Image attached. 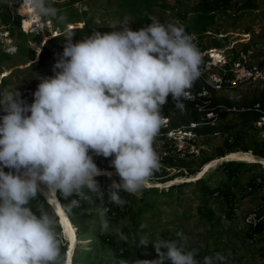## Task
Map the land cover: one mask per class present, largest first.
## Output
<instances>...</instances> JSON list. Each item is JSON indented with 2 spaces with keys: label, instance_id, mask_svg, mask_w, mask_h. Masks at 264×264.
Wrapping results in <instances>:
<instances>
[{
  "label": "clouds",
  "instance_id": "obj_1",
  "mask_svg": "<svg viewBox=\"0 0 264 264\" xmlns=\"http://www.w3.org/2000/svg\"><path fill=\"white\" fill-rule=\"evenodd\" d=\"M3 3L20 15L30 9V19L40 28L45 18L58 13L54 0ZM149 19L151 23L138 30L125 20L119 29L94 30L78 42H73L69 25L54 75L39 77L33 103L22 99L18 89L0 93V110L6 113L0 117V264L60 261L54 214L31 206L38 193L50 201L59 192L69 201L68 210L98 195L102 204L97 211L103 229H108L109 208L103 206L96 178H111L113 173L102 171L93 154L114 156L111 165L120 181L113 180L108 197L118 206L127 202L121 190L137 193L159 169L153 144L165 122L163 106L171 96L176 107L184 109L182 98L201 76L202 54L184 24ZM176 235L179 240L153 243L158 259L135 264H228L220 252L198 260L199 249L188 250L187 238Z\"/></svg>",
  "mask_w": 264,
  "mask_h": 264
},
{
  "label": "rangeland",
  "instance_id": "obj_2",
  "mask_svg": "<svg viewBox=\"0 0 264 264\" xmlns=\"http://www.w3.org/2000/svg\"><path fill=\"white\" fill-rule=\"evenodd\" d=\"M61 1L63 0H59L58 3ZM169 2L173 9L162 11L160 8H156L154 17L158 18L162 23L177 22L176 9L179 5L190 7L188 3L182 1L179 3L178 0H170ZM257 3L264 8V0H257ZM116 5L117 0H80L74 5L73 20L65 25V29L69 25L73 29H75V26L81 28L89 18H92L95 26L94 30L101 32L119 29L125 20L129 22L133 30H138L139 27L133 19L120 18L114 15ZM7 11L13 20L19 15L20 24L23 28L27 16L17 14L15 8L8 7ZM105 11L107 12V17L105 16ZM82 12H87V15L82 14ZM256 14L253 13V17ZM55 18L53 17L54 20L52 21L45 20V27L43 28L35 24L32 25L24 32L25 35H20L19 31L13 34L11 31L14 29H9L8 31L7 25L0 21V65L3 71L11 68L14 72L11 75L7 90L14 91L18 89L19 91L25 87L37 90L40 83L39 77L52 74L51 68L37 70L30 65L33 57H35L37 62V55L40 53L39 46H43L46 39L54 31L63 29L64 21H56ZM222 19V33L228 35L226 40L222 41L224 46L236 43L237 48H239L241 44H246L243 41L246 34H238L236 32H242L240 30L250 26L249 22L251 21L243 20L236 25H231L230 20L228 21L224 17ZM252 27L254 32L251 35L252 39L250 42H257V45H255L256 50L261 49L264 52V18L255 20ZM219 40H222V38H219ZM13 45H18L17 52H14ZM60 56L61 54L57 56L53 54L54 64ZM218 96L230 100L233 106L238 108L252 106L250 104L254 101H264V84H248L242 88L222 92ZM2 98V95H0V99ZM162 116L165 122L161 126L153 144L154 150L159 156L160 166L148 179L147 186L144 188L159 187L162 189L182 184L188 181H184V179L191 178L202 171L207 163L222 158L220 155L226 153L230 146H233L239 152H243L245 149H249L252 152V150L258 151L264 148V137L256 125L258 117L253 113L242 115L240 113L226 112L224 116L219 115L216 119L212 118L211 121H208V117H204L201 119L200 124L195 125V123H191L189 113L180 108H174L167 103L163 106ZM174 124L176 128L172 127ZM195 127L199 131H195ZM171 148L175 149L169 151ZM90 154L93 153L90 152ZM165 154L170 155L171 158L173 157L172 164H165L160 161L161 156ZM95 157L96 155L93 154L94 159ZM112 159H114V156L111 157ZM207 160L209 162L205 164L204 162ZM225 163L226 161L220 162L201 179L205 178L213 187L216 183L221 185V181H224L223 183L228 182V177L223 173V164ZM251 169L249 172L245 170L244 175L242 172V182L248 175L251 178L264 173L259 167H255V169L252 167ZM241 170L243 171V169ZM102 171L112 172L114 176L120 178L116 174L115 169ZM177 180H182L183 182H177ZM198 180L196 179L189 185L184 186L180 195L175 193L172 197L163 196L155 199L153 210L150 215L146 214V221L144 222V227L149 231L141 232L143 230H139L137 236L133 232L129 233L131 226L129 217H124L115 223L108 222L109 227L107 230L103 229L99 215L92 218L94 221L90 222L91 225H77L79 243L76 249L80 250L79 252H91L93 257H97L96 260L100 259L107 264H116L118 258L111 249L103 248L98 251L99 247L96 246V243L99 242V232L114 234L122 247L121 249L143 250L145 253L155 255H158L153 245L155 241L158 239L172 240L174 236L179 240L180 237L176 234L183 233L184 237L187 238L186 247L188 250L200 247L202 256L198 257V260L202 261L203 257L209 256L208 251L218 246L225 250L227 257L233 259L232 264H251L255 261L264 262V254H260V251L264 248V241L258 235H256V240L254 239L255 237L250 238L247 236L248 227L243 222L244 213H240L234 219L226 218L222 212L221 203L215 200L216 197L210 199L204 195L198 188ZM171 183L172 185H169ZM142 192L141 189L135 194L141 197ZM255 196L256 194L252 195V197ZM250 201L246 199L244 204L246 209L253 207ZM203 208L212 210L219 224L213 226L210 221H207L201 211ZM151 224H154L155 227H151ZM117 229L126 237L125 239H122L117 234ZM142 241L144 244L141 243ZM229 253L231 254L230 256ZM166 264H171V262L167 261Z\"/></svg>",
  "mask_w": 264,
  "mask_h": 264
},
{
  "label": "trees",
  "instance_id": "obj_3",
  "mask_svg": "<svg viewBox=\"0 0 264 264\" xmlns=\"http://www.w3.org/2000/svg\"><path fill=\"white\" fill-rule=\"evenodd\" d=\"M80 0H63L60 3L59 0H54L53 6L58 9L56 21L60 20L59 17L63 16L65 19L64 27L61 31H58L59 34L46 41L43 46H39L40 48V59L35 62V57L32 59V63L30 66H34L37 70H47L51 68L52 74L54 75L53 67H54V58L53 54L56 56L58 54L63 53V47L65 43V25L71 23L72 15L75 13L73 9L74 5L78 3ZM170 0H117L116 9L114 10V15L120 18H131L134 20L135 24L140 28L145 25L151 23L149 17H154L156 8H160L162 11H166L169 9H173L171 6ZM179 3L186 2L190 5V7H184L179 5L177 7L176 18L177 21L184 24L186 26V30L188 33L193 34L195 36V43L197 44L201 53L209 50V49H221L224 46L223 42L227 38L226 33H222V21L223 17L231 21V25H236L238 22L243 20H249L251 22L250 26L245 29H241L242 32H236L238 34H250L252 35L253 27L252 24L255 20L259 18H264V8L257 3V0H178ZM178 4V2H177ZM8 6L3 3V0H0V21L7 25V29H14L11 32L19 31L20 35H25V30L21 27L19 15H17L16 19H12L10 14L7 11ZM78 12V11H77ZM105 16L107 17V12L105 11ZM253 13H257L253 17ZM81 14V13H80ZM82 14L87 15V12H82ZM229 14V15H228ZM46 21L54 20L53 17L45 18ZM61 21V20H60ZM14 27V28H11ZM94 22L92 18H89L87 22H85L83 27L75 26V29L71 28V31L75 34L73 38V42H78L83 37L90 35L92 31H94ZM223 35L219 40L218 36ZM208 39V40H206ZM252 39V38H251ZM207 42V43H206ZM257 42H250L247 44H241L239 49L247 50L249 48H255ZM18 46V45H17ZM257 56H264V52L262 50H256ZM0 63H1V55H0ZM9 68L8 70H10ZM7 71V70H6ZM5 73L2 70L0 65V74ZM14 73V72H13ZM12 73V74H13ZM11 74V75H12ZM11 75L6 78H3L0 83V93L3 90L7 89L8 83L10 81ZM194 86V85H193ZM192 86V87H193ZM212 106H217L219 104H224L227 107H232L233 104L230 100L226 98H222L219 96L212 97ZM260 101V100H259ZM168 103L171 104L174 108L176 107L175 102L171 100V97L168 98ZM255 103H261L264 107V101L261 102L254 101L250 105H254ZM185 105L183 111L189 113L191 123L200 124L201 119L206 117L200 114L192 104L184 103ZM215 112L219 113L220 116H224L225 112H218L219 109L215 108ZM242 115H245L243 113ZM190 123V122H188ZM173 128H176V125H172ZM197 127V126H196ZM195 131H199L197 128ZM175 148H171L172 151ZM237 152L233 146L228 148L227 152L221 154L220 157H224L229 153ZM243 152H250L249 149L243 150ZM252 153L258 157L264 159V148L262 150L254 151ZM173 158V157H172ZM172 158L170 155L165 154L161 156V160L165 164H172ZM94 162L101 170H109L112 171L115 168L111 165V157L106 159L105 157L96 156ZM209 162L208 160L204 163ZM223 168V173L228 177V182L223 183L221 181V185L219 183L215 184L214 187L208 182L205 178L198 180V188L201 192L208 196L210 199L215 198L216 201L221 203L222 212L225 214V217L228 219L236 218L240 213H244L243 217L247 216L252 212H257L262 214L264 211V173L263 175H255L254 177H249L248 173L251 168L259 167L262 172H264V166L261 164H250L245 162H236L229 161L226 162ZM243 169V171L241 170ZM247 170V177L245 178V182H242V178L244 175V171ZM5 172H8L9 169L5 168ZM243 172V175H242ZM101 185V191L104 195L103 197V206L109 208V211L106 214V219L109 223H115L120 221L124 217H129L130 220V231L133 232L137 236V232L139 230H143L141 232H147L144 227V222L146 221V214L151 213L153 210V205L155 199L158 197H172L173 194L180 195L183 191V187L189 185L192 182H184L182 184L173 185L169 188L152 187V188H143L142 196L139 197L136 194H127L125 191L121 190L119 194L122 196V199L127 201L123 206H118L109 202V192L111 190L112 181L115 180L117 182L120 181V178L112 175L109 178L107 175H101L96 178ZM107 182V184H106ZM252 197V195H255ZM60 203L63 209L66 211L71 222L76 225H91L90 222L94 221L92 218L96 215H99L97 208L101 206L102 201L98 195L92 197V201L82 200L80 201L79 207H72L71 210H68L65 205L69 203V201L64 200L63 196L58 192L57 193ZM75 198V197H73ZM246 199L251 200L253 207L251 209H246L244 204L246 203ZM31 206L35 210L36 208L43 207L49 213L54 214L50 205L45 201L43 196L38 193L37 200H33L31 202ZM137 207V209H136ZM203 216L206 217L207 221L216 226L217 219L215 218L212 210H207L205 208L201 209ZM56 219V232L57 237L60 240V248H61V257L58 264H63V261L66 259V251H67V242L65 240L63 229L58 223V218L54 214ZM151 227H155L154 224H151ZM99 232V231H98ZM77 234L79 236V229L77 228ZM258 235L263 241L264 238V223L261 222L256 226L248 227L247 236L252 238L253 236ZM130 236V235H129ZM166 238V237H165ZM172 240H178L175 236ZM99 242L96 243V246L99 247L98 251H101L103 248L111 249L115 256L118 258L116 264H121L123 260L127 261V264H135L137 260H154L158 259V255L152 253H145L143 250L137 251V249H121V245L119 241L116 239L115 235L112 233H101L99 232ZM152 245V243H150ZM195 249H199V254L196 258L202 256V252L200 247H195ZM80 250H75L73 257V264H107L103 261L96 260L97 257H93L91 252H79ZM217 252H220L226 256L225 250L220 247H216L211 251H208L209 256H214ZM260 254H264V248L260 251ZM98 256V255H95ZM227 257V256H226ZM232 258L228 257V264H232ZM251 264H264V262H257Z\"/></svg>",
  "mask_w": 264,
  "mask_h": 264
},
{
  "label": "built area",
  "instance_id": "obj_4",
  "mask_svg": "<svg viewBox=\"0 0 264 264\" xmlns=\"http://www.w3.org/2000/svg\"><path fill=\"white\" fill-rule=\"evenodd\" d=\"M222 36L218 37L221 39ZM251 38L250 34L244 35V43H249ZM236 45L233 43L221 49H209L201 53V76L194 82V86L187 90L189 95L187 98H182V102L192 104L200 114L208 117V121L219 116V113L214 111L215 108L219 109L220 113H253L258 117L256 125L264 137V108L261 103L241 108L227 107L224 104L212 106V97L222 92L242 88L248 84H264V56H257L256 48L241 50ZM13 48L14 52H17L18 46L13 45ZM37 60H39V55H37ZM35 91L28 87L19 90L21 98L28 104L34 102ZM5 114L0 110V117ZM243 219L247 227L264 223V211L262 214L252 212ZM253 237L257 239L256 235Z\"/></svg>",
  "mask_w": 264,
  "mask_h": 264
},
{
  "label": "bare ground",
  "instance_id": "obj_5",
  "mask_svg": "<svg viewBox=\"0 0 264 264\" xmlns=\"http://www.w3.org/2000/svg\"><path fill=\"white\" fill-rule=\"evenodd\" d=\"M23 16H27V18H25L24 21V25L23 28L24 30H28L32 25H34L33 21L30 19L31 16V10L30 9H24L23 10ZM59 34V32H53L52 35L50 37H48L46 39V41L56 37ZM38 61V60H37ZM13 73V70H7L5 71L4 76H1L0 74V78L3 77H8L9 75H11ZM222 161H236V162H245V163H250V164H262L264 166V159L263 158H258L256 157L252 152H233V153H229L226 156L222 157V158H218L215 159L209 163H207L202 171H200L198 174L192 176L191 178H186L185 182H193L196 179H201L206 173H208L211 169L215 168L220 162ZM177 182H183L182 180H177ZM173 183V182H172ZM169 184V185H172ZM43 188L44 191H47L46 186H41ZM42 194V193H40ZM43 195V194H42ZM43 198L45 199V201L51 206H53V208L51 207L52 211L54 212V210H56V212L59 214V217L56 215V213H54L56 215V217H58V223L60 224V226L62 225V229L63 230V234L64 237L66 236V238H68L70 240V247H69V252H68V258L67 260L69 261V264H73V257H74V253L76 250V246L79 243V237L77 234V227L76 225H74L71 220L69 219L66 211L63 209L60 200L58 198H53L50 201H47L46 197L43 195Z\"/></svg>",
  "mask_w": 264,
  "mask_h": 264
},
{
  "label": "water",
  "instance_id": "obj_6",
  "mask_svg": "<svg viewBox=\"0 0 264 264\" xmlns=\"http://www.w3.org/2000/svg\"><path fill=\"white\" fill-rule=\"evenodd\" d=\"M51 205V204H50ZM53 208V206H51ZM54 209V208H53ZM54 213H56V215L59 217V214L56 212V210H54ZM57 217V218H58ZM62 227V225H61ZM64 230V229H63ZM64 233V232H63ZM65 240L67 242V251H66V259L68 258V252H69V247H70V240L68 238H66L65 236Z\"/></svg>",
  "mask_w": 264,
  "mask_h": 264
}]
</instances>
